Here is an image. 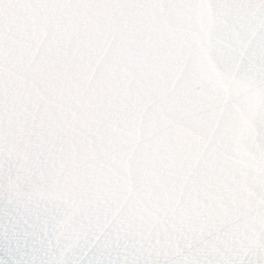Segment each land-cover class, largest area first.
<instances>
[{
	"label": "snow or ice",
	"instance_id": "obj_1",
	"mask_svg": "<svg viewBox=\"0 0 264 264\" xmlns=\"http://www.w3.org/2000/svg\"><path fill=\"white\" fill-rule=\"evenodd\" d=\"M0 264H264V0H0Z\"/></svg>",
	"mask_w": 264,
	"mask_h": 264
}]
</instances>
